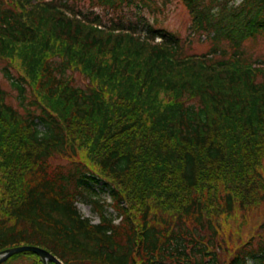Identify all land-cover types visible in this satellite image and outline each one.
Returning <instances> with one entry per match:
<instances>
[{
	"label": "trees",
	"instance_id": "trees-1",
	"mask_svg": "<svg viewBox=\"0 0 264 264\" xmlns=\"http://www.w3.org/2000/svg\"><path fill=\"white\" fill-rule=\"evenodd\" d=\"M142 1L0 0L1 73L23 110L0 87V251L264 264V63L242 58L245 41L264 37V0H157L186 6L215 59L187 55L179 34L143 15L96 29L94 8ZM56 156L70 161L53 166ZM99 186L109 202L94 201L92 223L76 203Z\"/></svg>",
	"mask_w": 264,
	"mask_h": 264
},
{
	"label": "rangeland",
	"instance_id": "rangeland-1",
	"mask_svg": "<svg viewBox=\"0 0 264 264\" xmlns=\"http://www.w3.org/2000/svg\"><path fill=\"white\" fill-rule=\"evenodd\" d=\"M154 1V0H152ZM145 4V6L141 7V13L142 15H145L149 21H157L162 24L164 27H167L169 30L177 31L180 33L181 36L186 37L188 34H191V31L189 29L191 25V18L187 11V8L182 3H172L168 5L167 7L162 8L161 12L158 13H150L149 7L150 2L145 1L142 2ZM155 4L159 6L158 1H155ZM94 8V7H92ZM91 9L89 3H86L85 10ZM94 14H99L100 16V22L105 25H109L110 22H120V19L122 21H125L127 19H131L134 21L137 17L136 11L134 8L130 6L120 7L115 11H110L101 8L93 9ZM193 34V32H192ZM205 35V34H203ZM202 38L200 39V35H194L192 37L191 43L186 46V54L187 55H204L206 54L210 49V42L209 39L203 40V42H200ZM194 41V42H193ZM224 46V44H223ZM227 52L226 57L229 58V55L231 53L230 48H227L225 50ZM218 55V54H217ZM220 56V55H218ZM243 59L246 63H243V65H247L248 63L253 64L254 63H263L264 62V37L257 36L256 40L251 39L243 44ZM6 65V62L0 60V87L2 90L6 92L7 96V104L12 106L14 109H16L18 112L22 113L23 110L20 109L17 105V101L15 100V92L11 90L9 87L8 82L3 78L1 69ZM16 72L19 70L16 66ZM72 79L75 81L77 85L83 86L84 80L80 77L78 72H72L71 75ZM86 151H83L85 153ZM80 159V156H78ZM70 159L65 156H56L51 160V164L53 166L56 165H67L69 163ZM95 189L98 190V195L94 194L92 191H85L84 196L78 200L77 208L80 212V214L90 219L93 223H97L99 221L98 214H97V208L95 209L94 201H98V203H104L108 202L109 198L106 193L101 191L100 186L96 187ZM104 209H107L108 213H111V209L108 208V206H105ZM259 212H257V215ZM249 231V230H248ZM230 235H226V239H228ZM4 264H41V262L38 260L36 256L34 258H29V256L23 254V255H17L15 257H12ZM248 264H254L252 261H250Z\"/></svg>",
	"mask_w": 264,
	"mask_h": 264
},
{
	"label": "water",
	"instance_id": "water-1",
	"mask_svg": "<svg viewBox=\"0 0 264 264\" xmlns=\"http://www.w3.org/2000/svg\"><path fill=\"white\" fill-rule=\"evenodd\" d=\"M20 253H33L36 255L43 264L53 263V264H62L60 260L50 254L48 251L43 248L31 245H23L17 247H11L0 252V263L4 262L8 258L20 254Z\"/></svg>",
	"mask_w": 264,
	"mask_h": 264
}]
</instances>
